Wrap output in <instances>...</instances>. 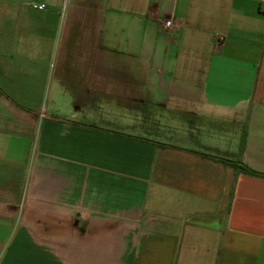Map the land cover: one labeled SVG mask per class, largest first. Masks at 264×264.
<instances>
[{"label":"crops","instance_id":"crops-1","mask_svg":"<svg viewBox=\"0 0 264 264\" xmlns=\"http://www.w3.org/2000/svg\"><path fill=\"white\" fill-rule=\"evenodd\" d=\"M263 2L0 0V264H264Z\"/></svg>","mask_w":264,"mask_h":264},{"label":"built area","instance_id":"built-area-1","mask_svg":"<svg viewBox=\"0 0 264 264\" xmlns=\"http://www.w3.org/2000/svg\"><path fill=\"white\" fill-rule=\"evenodd\" d=\"M31 5L38 10H45L47 7L45 3H32ZM263 5H264V2H263ZM179 26H180V24H179L178 20L174 19L172 17L165 20V22H164V29H166L167 31L175 30Z\"/></svg>","mask_w":264,"mask_h":264},{"label":"trees","instance_id":"trees-1","mask_svg":"<svg viewBox=\"0 0 264 264\" xmlns=\"http://www.w3.org/2000/svg\"><path fill=\"white\" fill-rule=\"evenodd\" d=\"M214 159L216 160H219V161H222L224 163H228V164H233V165H236L238 168H240L242 171L246 172V173H250V174H256L254 171H252L249 167H247L246 165H243L241 163H235V162H231L229 160H225V159H222V158H216V157H213Z\"/></svg>","mask_w":264,"mask_h":264}]
</instances>
